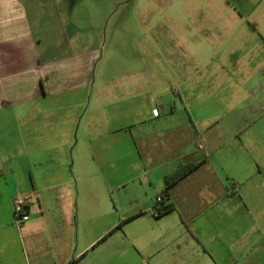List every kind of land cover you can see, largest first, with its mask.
I'll return each instance as SVG.
<instances>
[{
	"label": "crops",
	"instance_id": "1",
	"mask_svg": "<svg viewBox=\"0 0 264 264\" xmlns=\"http://www.w3.org/2000/svg\"><path fill=\"white\" fill-rule=\"evenodd\" d=\"M175 1L179 13L215 9ZM79 3L0 0V264H117L119 231L129 264H264V57L250 81L246 53L222 56L252 103L214 105L225 71L210 66L213 39L258 28L177 23L157 71L103 70L77 17L97 10ZM168 186L172 209L155 216Z\"/></svg>",
	"mask_w": 264,
	"mask_h": 264
},
{
	"label": "rangeland",
	"instance_id": "2",
	"mask_svg": "<svg viewBox=\"0 0 264 264\" xmlns=\"http://www.w3.org/2000/svg\"><path fill=\"white\" fill-rule=\"evenodd\" d=\"M47 1L38 0V3L40 6H44ZM218 1H207L213 3L212 6L215 8L210 14H205L200 9L197 13L184 14L175 9V0H80V9L89 10L90 8L97 11L94 22L89 21L91 16L84 11L79 12L77 17L79 26L85 28L88 36L86 37L88 39L92 37L95 45L100 47L99 66L102 67L110 62L105 65L103 70L113 69L118 72L123 71L122 64L125 61H128L129 72L133 70L139 72L145 67L151 71H157L162 55L172 44L174 26L177 23L196 22L210 26L228 23L244 24L247 27L256 26L258 30L254 35L246 28L229 32L230 44L228 43L226 46L216 43V39L212 40L214 43L212 49L214 52L220 51L221 58L214 60L210 66L218 73L219 77H221V71H225V76L218 78L219 84L215 85L211 100L214 105H217L232 101L233 97L236 100L237 98L241 99L243 93L244 97H249L250 94L247 92L249 85L246 86L245 93L243 92L244 87L242 91H238L232 81L227 83V76L233 74V68L222 56H227L228 53L232 54L235 51L236 56L246 53L244 65L241 66L243 72H240L239 76L242 77L244 74L248 79V76L251 75L250 81L255 78L253 76L255 74L252 73H256L257 67L259 69L257 58L264 57V0H227V3L230 4L229 11L225 10L227 6L225 0L223 4ZM203 2L205 0H198L199 7ZM235 74L238 73L235 72ZM249 99L251 103L255 101L253 94H250ZM150 108L151 110L159 109L158 103L152 102ZM107 178L108 182L116 184L125 181L121 175L108 176ZM111 243L118 252L117 264H129V239L119 231L118 234L111 237Z\"/></svg>",
	"mask_w": 264,
	"mask_h": 264
},
{
	"label": "built area",
	"instance_id": "3",
	"mask_svg": "<svg viewBox=\"0 0 264 264\" xmlns=\"http://www.w3.org/2000/svg\"><path fill=\"white\" fill-rule=\"evenodd\" d=\"M155 115H158V110L154 111ZM168 196L165 194L159 195L156 200V205L153 209L155 216H161L167 207ZM28 204L26 199L22 195H17L15 198V221L17 225H23L29 221L30 216L28 214Z\"/></svg>",
	"mask_w": 264,
	"mask_h": 264
},
{
	"label": "trees",
	"instance_id": "4",
	"mask_svg": "<svg viewBox=\"0 0 264 264\" xmlns=\"http://www.w3.org/2000/svg\"><path fill=\"white\" fill-rule=\"evenodd\" d=\"M194 167H195V166H191V167L187 168L186 171H185L183 174H180V176L177 177V179H179V177L183 176V175L186 174L187 172H189V171H191L192 169H194ZM168 189H169V186H168L167 189H166V193H164V194L167 195V196H168V192H167ZM171 209H172V206L167 205V207H166L164 213H165L166 211L171 210Z\"/></svg>",
	"mask_w": 264,
	"mask_h": 264
}]
</instances>
